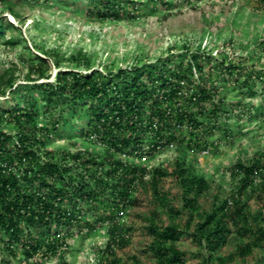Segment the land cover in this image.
Wrapping results in <instances>:
<instances>
[{
    "label": "trees",
    "instance_id": "obj_1",
    "mask_svg": "<svg viewBox=\"0 0 264 264\" xmlns=\"http://www.w3.org/2000/svg\"><path fill=\"white\" fill-rule=\"evenodd\" d=\"M94 1L98 20H119L128 12L123 0ZM126 2L132 10L137 9L133 0ZM0 4L11 16L18 17L14 2L0 0ZM3 19L0 42L15 46L20 41L7 31L16 27ZM189 54L186 62L175 65L171 59L164 60L153 68L135 64L104 73L86 65L85 72L57 70L52 81L34 84L41 91L40 101L25 96L23 106L16 104L0 112V121L16 126L14 134L0 129V235L4 237L0 243L4 264H13L20 256L23 262L36 256L42 260L55 257L66 246L65 234L59 232L65 229L67 233L85 211L94 217V223H108L105 252L112 257L108 264H119L115 251L130 241V227L119 219L127 209L140 204L134 195L138 189L150 192L154 208H165L171 220L186 214L180 229L174 223H157V214L152 213L147 226L152 238L148 249L155 264H185L184 253L177 245L182 233L190 234L203 250V264L245 261L256 248L263 252L254 256L252 264H264V228L260 226L264 213L252 212L243 200L247 190L255 186L264 196V151L248 164H234L231 174L238 183L229 196L215 195L209 210H203L198 202L210 190V183L186 160L181 148L184 140L187 152H201L213 145L205 136L218 129L216 117L221 102L212 86H191L194 71L202 73L203 61H210V54ZM34 58L37 63L32 72L36 76L28 74L26 78H49L50 60L41 55ZM219 64L233 75L231 65L223 66L222 60ZM15 79L12 70L0 73V97L12 88ZM249 93L253 94L251 89ZM64 107L72 113L80 107L87 118L80 134L85 140L102 144V155L84 149L48 148L50 137L68 121L55 113L58 108L64 111ZM39 113L48 119L44 126L37 121ZM172 143L179 156L170 174L180 186L181 208L171 206L169 210L170 194L161 186L165 168H148L133 157L152 155ZM84 225L93 228L91 222ZM232 232L242 242L235 251L222 256L219 252Z\"/></svg>",
    "mask_w": 264,
    "mask_h": 264
},
{
    "label": "rangeland",
    "instance_id": "obj_2",
    "mask_svg": "<svg viewBox=\"0 0 264 264\" xmlns=\"http://www.w3.org/2000/svg\"><path fill=\"white\" fill-rule=\"evenodd\" d=\"M11 1L18 17L11 16L0 4V18L15 25L16 29L8 30L7 34L20 42L15 46L0 42V73L12 70L16 77L12 88L0 97V112L16 104L23 106L25 96L40 101L41 91L34 84L52 81L57 70L85 72L88 65L92 70L105 73L135 64L158 66L170 59L176 65L186 62L190 52H205L211 59L203 61L201 74L194 71L191 86L203 83L215 88L221 102L216 117L218 129L205 136L213 143L207 150L187 152L186 140L180 147L186 152V160L210 183V190L198 198L201 208L209 210L215 195L223 198L233 192L238 183L231 174L234 164H248L264 151V0H133L137 5L134 10L123 0L128 12L119 20H98L94 0ZM34 55L50 60L49 78L36 81L26 78L28 74L36 76L32 72L37 63ZM221 60L223 66L233 67V75L224 71L219 64ZM55 113H61L63 120L68 121L50 137L49 149H84L95 155L103 154L102 144L85 140L80 134L87 120L80 107L76 113L65 107L64 111L58 108ZM47 120L39 113L37 121L41 126ZM0 129L16 132V126L5 121H0ZM177 156L179 150L172 143L152 155L133 157L137 164L148 168H165L167 174L161 186L170 194L169 210L171 206L181 208L180 186L170 174ZM134 195L140 204L127 209L119 219L130 227V241L124 248L116 249L115 256L121 260L119 264H155L148 249L152 238L147 226L152 213L157 214V223H174L180 229L186 214L183 212L171 220L165 208H154L150 192L138 189ZM243 200L252 212L264 213V196L257 191V186L249 188ZM93 220L85 211L67 233L61 229L59 233L65 234L66 246L55 257L42 260L36 256L34 260L23 262L20 256L13 264H32L33 261L37 264H108L112 260L105 252L108 223ZM85 222H91L93 228L87 229ZM260 226L264 228V222ZM3 238L0 235V242ZM241 242L232 232L219 254L224 256L235 251ZM177 245L184 253L185 264H203V250L192 241L190 234L182 233ZM261 252L262 249L256 248L253 256L245 261L237 259L232 264H252L254 256ZM3 258L5 253L0 243V264H4Z\"/></svg>",
    "mask_w": 264,
    "mask_h": 264
},
{
    "label": "built area",
    "instance_id": "obj_3",
    "mask_svg": "<svg viewBox=\"0 0 264 264\" xmlns=\"http://www.w3.org/2000/svg\"><path fill=\"white\" fill-rule=\"evenodd\" d=\"M120 214H122V212H120Z\"/></svg>",
    "mask_w": 264,
    "mask_h": 264
}]
</instances>
